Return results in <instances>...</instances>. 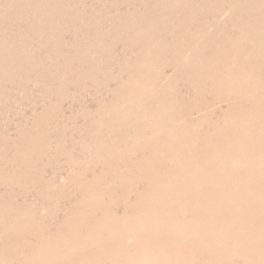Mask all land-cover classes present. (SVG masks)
<instances>
[{
  "label": "bare ground",
  "instance_id": "6f19581e",
  "mask_svg": "<svg viewBox=\"0 0 264 264\" xmlns=\"http://www.w3.org/2000/svg\"><path fill=\"white\" fill-rule=\"evenodd\" d=\"M78 1L0 0V264H264V0Z\"/></svg>",
  "mask_w": 264,
  "mask_h": 264
},
{
  "label": "rangeland",
  "instance_id": "374dc122",
  "mask_svg": "<svg viewBox=\"0 0 264 264\" xmlns=\"http://www.w3.org/2000/svg\"><path fill=\"white\" fill-rule=\"evenodd\" d=\"M119 2V1H121V0H103L102 2H103V4L105 5V8L106 9H108L109 8V6H111V4L112 3H114V2ZM85 3V5H86V8H87V10L85 11V9H83L82 8V3ZM95 3H98V1L97 0H84V1H78V3H77V5L75 6V8H76V11H77V13L79 14V15H83V14H87L88 12H89V7H91V5H94ZM110 9V8H109ZM112 12H114L113 10H111ZM105 13H106V15L108 14V15H110L111 16V12L110 11H105ZM227 15H228V13L227 12H224L223 13V15L221 16V17H227ZM23 17H29L28 15H24ZM63 17H67V16H63ZM80 17V16H79ZM40 104H41V102H40ZM22 108H24V107H18L17 109H16V111L17 112H19V113H26V117L27 118H31V116H32V113L28 110V109H22ZM76 109V108H75ZM8 116V118H11V116L10 115H7ZM16 128L14 127L13 128V130L11 131V135L10 136H13L14 135V130H15ZM1 133V132H0ZM1 142H0V145H1V143L3 144V140H0ZM5 142V141H4ZM1 152V151H0ZM56 181H57V183L58 184H64V183H66V181H67V174H66V172H63V173H61V174H59L57 177H56ZM29 198V200H32L33 199V197L32 196H29L28 197ZM43 212L44 211H42L41 212V214L43 215ZM62 214V213H61ZM31 245V244H30ZM6 246V245H5ZM31 246H33V245H31ZM34 256H36L37 255V253H35L34 252V254H33ZM22 258V257H21Z\"/></svg>",
  "mask_w": 264,
  "mask_h": 264
}]
</instances>
